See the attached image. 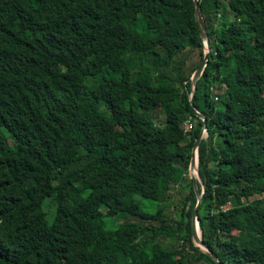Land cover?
Here are the masks:
<instances>
[{"label": "trees", "instance_id": "1", "mask_svg": "<svg viewBox=\"0 0 264 264\" xmlns=\"http://www.w3.org/2000/svg\"><path fill=\"white\" fill-rule=\"evenodd\" d=\"M199 6L202 241L264 264V0ZM203 53L193 0H0V264H217L187 178Z\"/></svg>", "mask_w": 264, "mask_h": 264}, {"label": "water", "instance_id": "2", "mask_svg": "<svg viewBox=\"0 0 264 264\" xmlns=\"http://www.w3.org/2000/svg\"><path fill=\"white\" fill-rule=\"evenodd\" d=\"M199 1L200 0H193V2H194V17H195V20L198 24V28L200 31V37L203 41L204 53H203V59H202L200 66L194 71V73L192 74V76L190 78L191 94H190V98H189V104L192 107L194 114L202 121V129L199 132L198 137L196 138L195 143L193 145L192 156H191L189 168H188V174L190 176V180L192 181V185H193L195 196H196V205H195V208L193 210L192 220H191L192 242H193L194 246L198 247L202 252L207 254L214 263L222 264L218 261V259L214 255V253L211 252L208 249L207 245L202 241V231L199 228V221L197 218V210L200 206V203L202 201V195H203V191H202L203 188H201V191H199V189L197 187V183L201 184V179H200V176L198 174V148H199L200 141L204 138V135L206 136V123H207V121L202 114H200L198 111H196L194 109L193 104H194V95L196 92V84H197L198 80L201 78L206 66L208 65V61H209V58H210L211 53H212V50H211L210 45H209L207 31H206V28H205V25L203 22V18L201 15ZM194 172H196V176H194ZM198 231H199V234H198Z\"/></svg>", "mask_w": 264, "mask_h": 264}, {"label": "rangeland", "instance_id": "3", "mask_svg": "<svg viewBox=\"0 0 264 264\" xmlns=\"http://www.w3.org/2000/svg\"><path fill=\"white\" fill-rule=\"evenodd\" d=\"M187 57H190V58H189V60H187L186 71L187 72H191L192 69L194 68V66L196 65V63L198 62L197 51L187 50L183 54L182 58L186 59ZM155 102L156 101L154 99H148V98H143L141 100L142 106L144 108H146V109L150 108V106L153 105ZM204 137H205V135H204ZM187 178H188V181H189L190 180L189 174H188ZM186 193H187V191H183V190H180V189L176 188L175 191L172 192V195H173L172 201H175V202L180 201L182 198H184V196L186 195ZM142 205H143V209H145L149 213H154L156 211V209H157V204L156 203H152L150 201H144L143 200L142 201ZM166 215H167V217H170L171 216L169 210L166 211ZM113 223H115V222H113ZM153 225H156V223H153ZM113 227H115V226L113 225ZM164 245L167 248L172 247V243H170V241H165L164 242ZM196 264H201V263H196Z\"/></svg>", "mask_w": 264, "mask_h": 264}, {"label": "built area", "instance_id": "4", "mask_svg": "<svg viewBox=\"0 0 264 264\" xmlns=\"http://www.w3.org/2000/svg\"><path fill=\"white\" fill-rule=\"evenodd\" d=\"M194 129V122L193 120L190 118L188 120H186L183 124V130L186 133L191 132Z\"/></svg>", "mask_w": 264, "mask_h": 264}, {"label": "bare ground", "instance_id": "5", "mask_svg": "<svg viewBox=\"0 0 264 264\" xmlns=\"http://www.w3.org/2000/svg\"><path fill=\"white\" fill-rule=\"evenodd\" d=\"M194 176H196V172H194ZM198 234H199V231H198Z\"/></svg>", "mask_w": 264, "mask_h": 264}]
</instances>
